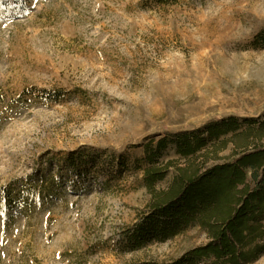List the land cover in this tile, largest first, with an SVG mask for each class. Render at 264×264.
Wrapping results in <instances>:
<instances>
[{
	"label": "rangeland",
	"instance_id": "obj_1",
	"mask_svg": "<svg viewBox=\"0 0 264 264\" xmlns=\"http://www.w3.org/2000/svg\"><path fill=\"white\" fill-rule=\"evenodd\" d=\"M263 119L264 0H0V264L185 258L211 238L197 224L171 233L146 168L172 160L155 184L167 189L188 158L264 145L237 133ZM223 121L238 130L210 137ZM180 132L207 143L156 151Z\"/></svg>",
	"mask_w": 264,
	"mask_h": 264
},
{
	"label": "trees",
	"instance_id": "obj_2",
	"mask_svg": "<svg viewBox=\"0 0 264 264\" xmlns=\"http://www.w3.org/2000/svg\"><path fill=\"white\" fill-rule=\"evenodd\" d=\"M232 121L210 126V137L229 130L237 131L238 124L235 122L229 129ZM237 133L247 138H261L264 136V119L259 127L248 126ZM173 137L170 141L167 137L161 138L156 151L161 153L169 142H173L181 156L189 157L207 143L205 137L190 139L185 132ZM221 143L216 151L226 147L227 139ZM188 159L187 165L176 169L177 175L164 190H157L155 184L166 177L173 161H167L164 167L152 164L145 170V182L154 197L152 207L155 214L171 220V233L197 224L211 238L205 245L187 252L185 258L171 264H195L196 258L203 256H213L224 264H247L264 249V244L257 242L258 238L264 237V145L256 144L232 160L211 165L207 163L208 158L202 162ZM247 168L253 169L254 187L247 181Z\"/></svg>",
	"mask_w": 264,
	"mask_h": 264
}]
</instances>
